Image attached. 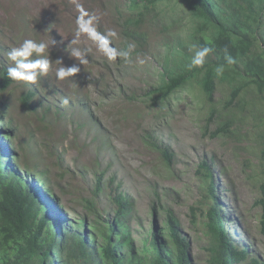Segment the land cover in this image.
Returning <instances> with one entry per match:
<instances>
[{
	"label": "rangeland",
	"instance_id": "374dc122",
	"mask_svg": "<svg viewBox=\"0 0 264 264\" xmlns=\"http://www.w3.org/2000/svg\"><path fill=\"white\" fill-rule=\"evenodd\" d=\"M128 3L0 0V42L7 53L23 40L35 39L49 43L50 59L61 60L62 66L77 63L68 51L70 46L84 52L89 60L75 77L65 80L56 77L60 65L53 63L36 83L17 81L2 95L9 129L16 135L12 149L19 155L20 165L44 175L59 200L57 217L70 227L91 220L89 202L106 220L114 217L108 195L97 197L95 191L97 177L104 176L105 186L115 176L122 192L134 203L125 225L137 257H143L148 249L152 225L156 222L164 231L166 212L172 211L189 241L192 263L207 264L210 238L205 217L198 210L207 183L198 170L204 161H213L217 197L232 241L249 250V260L264 262L262 211L257 206L264 182L260 160L264 101L253 90L246 91L241 97L244 111L230 109V116L236 119L233 134L218 137H213L219 127L217 114L211 120V107L198 89L183 93L175 107L161 110L160 102H152L150 93L161 84V57L188 23L184 9L177 4L145 21L141 28L145 42L139 46L132 42L136 45L133 59L135 53L147 57L143 65L108 60L87 32L81 34L78 44L71 45L77 19L82 16L79 4L88 14L83 20L95 16L92 27L96 32L107 36L115 31L117 36L109 37L111 45L123 49L129 44L123 27L131 17ZM172 19L181 25L165 30ZM51 40L56 42L52 46ZM30 88L37 93L32 111L21 104L22 95ZM229 93L219 86L214 95L219 114H226L222 107ZM62 97L69 98L68 105L61 103ZM154 141L171 148L175 155L172 167L154 148ZM192 208L197 209L195 219Z\"/></svg>",
	"mask_w": 264,
	"mask_h": 264
},
{
	"label": "trees",
	"instance_id": "16d2710c",
	"mask_svg": "<svg viewBox=\"0 0 264 264\" xmlns=\"http://www.w3.org/2000/svg\"><path fill=\"white\" fill-rule=\"evenodd\" d=\"M172 4L184 9L188 23L161 57V84L150 93V98L155 105L160 102V109L164 110L177 106L183 93L198 89L211 107V120L217 114L219 127L213 137L231 136L236 119L230 116V109L244 111L242 95L253 90L264 101V0H129L127 10L131 17L123 25L127 43L136 42L139 46L145 42L141 31L145 21L166 13ZM175 25H181V21L172 19L165 30ZM194 46L214 49L203 67H189ZM225 49L235 61L231 65L224 58ZM6 53L7 48L0 42V264H193L189 241L172 211L166 212L164 231L158 223L152 225L144 256L135 255L125 225L134 203L122 192L115 176L105 186L104 176L97 177L95 191L97 197L108 195L114 208L112 219L106 220L89 201L91 220L87 218L70 227L60 215L57 217L59 200L44 175L28 165L22 167L19 155L12 149L16 135L9 129L8 108L1 97L17 81L7 76L10 61ZM220 64L225 65V71L217 75L215 67ZM219 86L230 90L222 107L225 115L219 114L215 105L214 95ZM36 98L37 93L30 88L22 95L21 104L32 111ZM262 144L264 177V141ZM154 148L168 167L174 165L175 155L169 146L154 141ZM198 173L207 183L198 208L205 217L210 238L207 264H264L258 259L249 260V250L237 247L229 235L215 187V163L204 161ZM260 193L257 206L262 211L260 233L264 238V182ZM196 212L192 208L193 219Z\"/></svg>",
	"mask_w": 264,
	"mask_h": 264
},
{
	"label": "clouds",
	"instance_id": "9594fccd",
	"mask_svg": "<svg viewBox=\"0 0 264 264\" xmlns=\"http://www.w3.org/2000/svg\"><path fill=\"white\" fill-rule=\"evenodd\" d=\"M77 7L81 9L82 16L77 19L78 29L75 33V38L71 41V45L78 44L81 34L83 32H87L89 36L97 42L98 48L108 60L116 61L117 59H120L125 64L129 65L133 62L143 65L146 62L147 57L141 53H135V58L133 59V54L136 48L134 43L128 44L123 49L112 46L109 37L115 38L117 33L115 31H110L107 36L97 33L95 28L92 27L96 17L90 16L87 21H84L83 16L88 14L83 12V9L79 4ZM55 43L56 42L54 40H51V46ZM49 47V43L44 41L25 39L18 47L12 48L7 53V58L10 61V65L7 68L8 78L12 81L28 82L34 84L41 76H44L49 72L53 63H56L60 65L56 69V77L59 80H65L70 77H75L81 71L80 66L89 63V60L87 59L84 52L70 46L68 51L70 52L71 57L75 58L77 63H74L68 67L62 66L61 60L58 59L53 62L50 59ZM194 49V55L191 58L189 67H203L206 63V58L214 51V49L208 46H194ZM224 58L229 65L235 62L234 59L228 54L227 49L224 50ZM224 71L225 65L223 64L217 65L215 67V72L217 75L222 74ZM61 103L63 105H68L69 98L62 97Z\"/></svg>",
	"mask_w": 264,
	"mask_h": 264
}]
</instances>
